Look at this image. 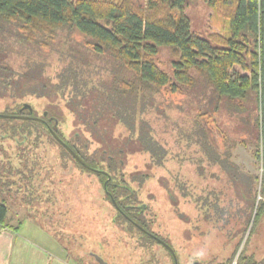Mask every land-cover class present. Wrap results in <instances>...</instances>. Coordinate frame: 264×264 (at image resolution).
Listing matches in <instances>:
<instances>
[{"label": "trees", "instance_id": "1", "mask_svg": "<svg viewBox=\"0 0 264 264\" xmlns=\"http://www.w3.org/2000/svg\"><path fill=\"white\" fill-rule=\"evenodd\" d=\"M144 1L143 7L134 0H0V100L7 102L5 111L0 114L37 117L27 101L44 100V112L59 126V138L83 164L48 133L41 121L0 117V121H21L29 125L28 128L6 129L4 134L0 133V140L17 143L22 138V145L26 144L29 141L26 131L32 128L40 132V137L48 136L84 171L95 172L100 177L107 197L121 211L117 215L125 219L129 234L137 236L139 242L145 240L149 245L160 246L148 236V232L158 235L151 230L146 212L142 214L141 209L130 207L141 205L139 189L156 178L158 171L166 174L160 183L173 204L183 201L184 205L192 207L199 222L226 225L240 219L241 211L235 214L228 207H238L235 201L250 203L253 210L257 208V214L264 209V200L258 201L259 196L264 195V179L262 192L251 193L250 198L256 179L232 164L230 153H220L201 125L187 129L176 123L171 125L173 135H169L155 127L152 117H146L149 108H153L146 91L168 87L172 93H179L183 88L196 90L200 86L205 90L203 98L209 99L208 107L215 106L217 112L226 100L237 113L247 112L244 104L251 100L253 93L257 141L263 145L261 153L258 144L253 157L258 162L264 160V0H209L229 21V34L213 35L210 40L192 32L186 14L190 0ZM64 32L68 33V38L75 32L85 36L87 48L98 56L110 55L120 63L119 70L132 77L120 76L118 71L107 82L96 66L88 65L80 54L73 57L67 54L66 66L57 65L48 71L39 51ZM16 45L22 46L23 51H15ZM163 47L172 48L176 56L172 64L173 77L155 62ZM11 55H16L19 62L15 63ZM236 67L249 75H241ZM25 103L31 105L33 113L22 109ZM40 118H44L43 114ZM65 121L75 127L71 136L60 127ZM162 134L169 139L162 140ZM22 145L17 143V148ZM91 148L95 149L93 153ZM135 155L147 160L143 166L135 165V174L128 176L129 163ZM16 157L20 158L19 163L24 159L20 155ZM188 166H196L197 176L206 182L214 178L208 176L207 168L220 169L227 177L224 191L208 185H193L190 176L184 173ZM20 167H23L21 163L13 169L25 175ZM101 172L107 173L110 179ZM231 189L235 190V201L231 198L229 205H221L219 196ZM225 195L228 197L230 193ZM7 215V200L2 196L0 226L6 225ZM188 220V216H184V221ZM246 232L247 229L244 237ZM161 239L178 259L172 244ZM241 245L242 242L227 264L236 258ZM164 248L175 264L174 255ZM238 264L264 262H257L254 256L245 257L243 249Z\"/></svg>", "mask_w": 264, "mask_h": 264}, {"label": "rangeland", "instance_id": "2", "mask_svg": "<svg viewBox=\"0 0 264 264\" xmlns=\"http://www.w3.org/2000/svg\"><path fill=\"white\" fill-rule=\"evenodd\" d=\"M134 1L145 6L144 0ZM186 14L190 19L192 32L198 36L210 40L213 35L229 34L228 19L224 13L213 8L209 0H190ZM67 34L60 33L53 43L39 51L48 71H51L50 67L55 68L57 65L66 66L67 54L71 57L80 54L88 65L96 66L107 82L118 71L120 76L132 77L126 71L122 73L119 70L120 63L110 55L98 56L90 47L87 48L85 44L88 39L85 36L75 32L68 38ZM15 51L22 52V46L16 45ZM10 58L15 63L19 62L16 55H11ZM175 59L172 48L163 47L155 62L162 71L173 77L172 64ZM236 70L241 75H249V72L241 70L240 67H236ZM203 92L205 90L200 86L196 90L183 88L179 93H172L168 87L155 89L153 92L146 91L153 107L149 108L146 117H152L155 127L161 133L168 132L169 135H173L171 125L176 123L187 129L201 125L210 134L211 143L220 153H230V162L242 167L256 179L255 191L250 189L249 197L252 198L251 193L255 195L257 191L262 192L261 183L264 179V160L258 162L253 157L259 144L255 128L257 117L254 94L251 93V100L244 104L247 112L237 113L226 100L219 105L217 112L214 111L215 106L208 107L209 99L203 98ZM27 103L33 106L39 117L42 116L46 106L44 100ZM6 105V101L0 100V113L5 111ZM202 114L206 115L200 116ZM245 121L249 123L246 124ZM16 126L29 127L21 121H0V133L4 134L6 129ZM60 127L68 136L75 133V127L70 121H65ZM26 132L29 134V141L22 145L23 139L20 138L21 141L17 143L22 146L19 148L16 141L0 140V197H6L11 209H21L24 217L39 220L59 239L68 257L76 264H98L90 255L94 253L109 264H173L164 247L149 245L145 240L139 242L137 236L129 234L125 219L117 215L99 176L84 171L56 142L49 140L48 136L40 137V132L34 128ZM160 138L167 140L169 136L164 137L162 134ZM259 145L262 153L261 141ZM90 150L91 153L95 151L94 148ZM17 155L24 158L20 160L23 166L20 171L25 175L17 174L13 169V166L20 164ZM131 160L128 176L135 174V165L143 166L147 159L135 155ZM196 170V166H188L184 172L190 176L193 185H208L209 188L217 187L220 190L225 188L227 177L217 167L207 168L208 176L214 177L207 182L197 176ZM30 174L31 177H25ZM156 175L144 188L139 189V204L146 205L145 214L150 221L151 230L172 244L179 264H227L241 242L232 263L238 260L243 249L245 257L254 256L257 262H264V209L257 214V208L253 210L250 203L246 205L236 202L235 190L231 189L226 191L230 193L228 197L226 193L219 196L220 204L226 206L228 200L233 198L238 207H232L229 203L228 207L235 214L241 211L240 219L226 225L216 224L215 221L199 222L198 214L192 207L184 205L183 201L179 205L173 204L160 183L161 177L166 174L158 171ZM219 176L222 177L220 181L217 180ZM260 199L264 200L263 194L258 201ZM184 216H188L187 222L184 221ZM212 216L215 218L214 213ZM201 250L205 254L198 257L197 253Z\"/></svg>", "mask_w": 264, "mask_h": 264}, {"label": "crops", "instance_id": "3", "mask_svg": "<svg viewBox=\"0 0 264 264\" xmlns=\"http://www.w3.org/2000/svg\"><path fill=\"white\" fill-rule=\"evenodd\" d=\"M22 212L8 206L6 225L0 226V264H76L54 234Z\"/></svg>", "mask_w": 264, "mask_h": 264}, {"label": "flooded vegetation", "instance_id": "4", "mask_svg": "<svg viewBox=\"0 0 264 264\" xmlns=\"http://www.w3.org/2000/svg\"><path fill=\"white\" fill-rule=\"evenodd\" d=\"M30 113H33V111L32 112H30ZM11 116H18V115H11ZM21 116L22 117H28V116H26V115H22L21 114ZM43 117L44 118H40L39 116H37V117H33V118H37V119H40L41 120V122H43V124L45 125V127H46V129H47V131H48V133H50V135L53 137V138H55L56 139V137L54 136V135H56L57 137H59L58 136V133L60 132V130H59V126L57 125V124H54L53 123V121H54V118H49V116H48V113L47 112H43ZM57 140V139H56ZM58 141V140H57ZM64 142V141H63ZM58 143L64 148V149H66L59 141H58ZM65 143V142H64ZM66 144V143H65ZM67 145V144H66ZM70 149V148H69ZM66 150H68V149H66ZM71 150V149H70ZM72 151V150H71ZM73 152V151H72ZM69 153H70V151H69ZM74 153V152H73ZM75 154V153H74ZM72 155V154H71ZM73 156V155H72ZM78 156V155H77ZM74 157V156H73ZM79 157V156H78ZM75 158V157H74ZM76 159V158H75ZM76 161H78L79 163H81V164H83L82 163V161H79L78 159H76ZM93 173H95V172H93ZM101 174H103V172H101ZM106 177H108L109 178V176H107L106 175ZM107 184V183H106ZM131 208H134L135 210L136 209H141V213L143 214V213H145L146 212V205H136V206H130ZM115 209H116V211L117 212H121L120 210H118V206L115 204ZM148 236L149 237H151V238H153L155 241H157L162 247H164L163 245H162V243L161 242H164L162 239H161V237H159V236H156V235H154V234H151V233H149L148 232ZM161 241V242H160ZM165 243V242H164ZM168 245V244H167ZM177 258V257H176ZM175 260V259H174ZM177 262H178V259H177ZM176 264V263H175ZM193 264H203L202 262L200 263V262H195V263H193Z\"/></svg>", "mask_w": 264, "mask_h": 264}, {"label": "water", "instance_id": "5", "mask_svg": "<svg viewBox=\"0 0 264 264\" xmlns=\"http://www.w3.org/2000/svg\"><path fill=\"white\" fill-rule=\"evenodd\" d=\"M23 110H29L30 112H32L33 111V109H32V107H31V105H29V104H25L24 106H23V108H22ZM0 117H2V118H14V119H25V120H27V119H32V120H36V121H41L40 119H37V118H33V117H22V116H8V115H3V114H0ZM55 137H56V139L66 148V149H68V151H70V153L76 158V159H78L79 161H81V159L76 155V154H74L70 149H69V147L59 138V137H57L56 135H54ZM103 174L104 175H107V173H104L103 172ZM108 176V175H107ZM110 179V178H109ZM161 242V241H160ZM162 243V245L164 246V247H166L173 255H174V259H175V263L176 264H178V262H177V258H176V255H175V253H174V251H173V249L169 246V245H167L166 243H164V242H161ZM94 259H95V261L98 263V264H109L107 261H105L101 256H99V255H97V254H90Z\"/></svg>", "mask_w": 264, "mask_h": 264}, {"label": "clouds", "instance_id": "6", "mask_svg": "<svg viewBox=\"0 0 264 264\" xmlns=\"http://www.w3.org/2000/svg\"><path fill=\"white\" fill-rule=\"evenodd\" d=\"M204 254H205L204 251L201 250L200 252L197 253V256H198V257H202Z\"/></svg>", "mask_w": 264, "mask_h": 264}, {"label": "built area", "instance_id": "7", "mask_svg": "<svg viewBox=\"0 0 264 264\" xmlns=\"http://www.w3.org/2000/svg\"><path fill=\"white\" fill-rule=\"evenodd\" d=\"M232 264H238V260L236 259V261H234Z\"/></svg>", "mask_w": 264, "mask_h": 264}]
</instances>
